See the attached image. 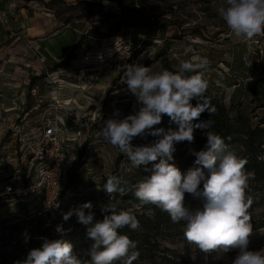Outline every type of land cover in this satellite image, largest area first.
I'll return each mask as SVG.
<instances>
[{
  "label": "rangeland",
  "instance_id": "obj_1",
  "mask_svg": "<svg viewBox=\"0 0 264 264\" xmlns=\"http://www.w3.org/2000/svg\"><path fill=\"white\" fill-rule=\"evenodd\" d=\"M57 1L50 7L33 2L31 7L37 13L51 14L59 25L68 17L72 18L77 23L73 24L79 36L90 31L110 33L102 38L91 34L81 45V51L74 50L75 53L59 69L54 66L61 60L38 62L39 67L31 69V62L38 61L40 57L36 54L35 45L28 39L29 43L24 44L17 63L19 78L30 82L28 94L32 88L40 94L47 93L49 90L45 91L44 86L48 74L62 85V100L78 95L75 97L73 117L84 121L85 126L68 154L65 174L82 154L79 173L85 180L81 189L83 192L98 190V179L115 171L116 158L121 153L98 137L97 132L116 110L120 112V119L139 110L136 97L124 83V70L129 64H143L150 67L153 73H159L175 71L185 61L195 63L199 58L206 57L210 63L207 69L200 71L208 82L209 91L218 95L233 115L248 117L252 123L264 117V35L245 40L232 34L218 13L225 0ZM119 5L148 18L156 27L138 22L128 27L121 26L113 32L119 21L115 18L120 13ZM26 45L30 50L25 49ZM25 101L28 108L35 106L30 95ZM11 113L0 112V131L3 133L14 121ZM156 127L176 130L175 123L171 124L167 115L162 116L161 124ZM5 141L6 138H3L2 144ZM130 168L131 162L125 157L117 173H127ZM30 207L31 204L21 201L12 203L0 199V222L4 221V215H9V210H14L13 214L17 216L6 221L22 219V216H27L26 209ZM249 215L264 222V210ZM162 245L173 251L171 255L175 256L178 264H232L239 252L238 248H233L227 252L220 249L205 253L194 244H189L184 235L166 238L162 240ZM248 247L254 251L264 249V227L251 232Z\"/></svg>",
  "mask_w": 264,
  "mask_h": 264
},
{
  "label": "clouds",
  "instance_id": "obj_2",
  "mask_svg": "<svg viewBox=\"0 0 264 264\" xmlns=\"http://www.w3.org/2000/svg\"><path fill=\"white\" fill-rule=\"evenodd\" d=\"M218 13L237 38L252 40L264 35V0H225ZM209 63L206 57L199 58L195 63L183 62L175 71L159 73L143 64L126 67L124 83L136 97L139 110L123 119L116 110L97 136L118 148L134 168H142L148 175L136 185L109 175L103 189L108 194L121 195L134 191L141 204L159 207L174 223L185 222V239L205 253L238 248L232 264H264V249L254 251L248 247L252 232L248 210L253 201L247 190L254 173L246 171L247 160L228 151L224 139L211 130L214 124L211 119H199L206 111L210 116L216 111L205 95L208 82L200 71L207 69ZM193 99L198 100L195 106L191 103ZM164 115L170 118V123L178 125L177 130L154 128L161 124ZM195 130L206 137V144L199 151L191 150L196 157L195 166L182 174L170 163L175 144L194 142ZM145 134L159 139L152 144L133 146V138ZM186 193L201 206L186 205ZM92 208V203L87 202L63 216L67 221L75 215L78 223L87 226V235L93 241L87 251L89 264H133L138 260L137 243L119 232L126 226L138 229L137 217L130 211L117 213L109 204L102 211L110 214L96 220ZM62 231L57 228V232ZM23 264H82V261L74 255L70 242L44 238L41 247L30 250Z\"/></svg>",
  "mask_w": 264,
  "mask_h": 264
},
{
  "label": "trees",
  "instance_id": "obj_3",
  "mask_svg": "<svg viewBox=\"0 0 264 264\" xmlns=\"http://www.w3.org/2000/svg\"><path fill=\"white\" fill-rule=\"evenodd\" d=\"M56 2L58 1L53 0L47 3L46 6L50 7ZM119 7L120 13L115 16L119 21L112 29L113 32H116L121 26L128 27L138 22L144 26L156 27L155 23H151L148 18H143L136 11L128 10L124 5H119ZM71 20L72 18L68 17L63 24L66 25ZM91 34L102 38L107 37L110 33L90 31L80 35L71 47L70 54L54 67L59 68L66 64L74 50L79 49L91 37ZM192 74L195 73H185V75ZM205 95L211 99V104L216 111L212 116L206 111L201 114L199 119H211L214 122L211 130L224 139L228 151L235 153L239 158L246 159L245 170L254 173V178L249 181L247 190V194L251 196L253 201L248 214L264 210V117H261L256 123H252L248 117L233 115L230 107L226 106L222 99L210 92L209 89H207ZM197 102V99L191 101L193 106ZM197 122L199 121H193V123ZM175 129H178L176 124ZM156 140L154 136L145 134L134 137L131 143L133 146L135 144L148 145ZM205 144L206 137L203 136L200 130H195L194 142L183 141L175 144L174 159L170 163H174L182 174H186L190 168L195 166L196 157L191 154V150L199 151L204 148ZM188 145L191 147L188 148ZM82 146L83 148L86 146V141ZM81 152H83V149ZM81 155L77 157V160L62 177L59 205L54 211H41L39 207L32 206L28 210L26 209L27 216H22V219L19 220L6 221V219L17 216V214H13L14 210H9V215H4V221L0 222V264H23L30 250L41 247L44 238L64 239L70 242L73 245L74 255L82 261V264H89L90 258L87 251L93 241L87 235V226L78 223L75 215L67 221L63 219L64 214L70 209L87 202L92 203L93 208L91 210L95 213L96 220H102L104 215L110 214L102 211L109 204L115 208L117 213L130 211L137 217L140 224L138 229L132 230L126 226L119 230L121 234L128 235L131 240L137 243L136 250L139 251L140 255L138 260L133 261V264H155L156 262H160V264H178L175 261V256L171 255L173 251L162 245V240L184 235L185 222L174 223L168 213L162 211L159 207L152 204H141L134 196V191L121 195L119 193L108 194L103 189L109 175L122 177L129 185H136L148 173H145L142 168L137 169L131 165L127 173L118 174L119 164L123 158L127 157L120 153L116 158L115 171L109 175H101L98 179L96 184L98 190L92 191L89 189L83 192L81 189L85 180L79 173ZM185 204L192 208L201 206L199 201L193 200L187 193L185 194ZM88 211V209H85V212ZM258 219L254 215L251 217L252 231L264 227V222L258 221ZM58 227H61L63 231L57 232Z\"/></svg>",
  "mask_w": 264,
  "mask_h": 264
},
{
  "label": "built area",
  "instance_id": "obj_4",
  "mask_svg": "<svg viewBox=\"0 0 264 264\" xmlns=\"http://www.w3.org/2000/svg\"><path fill=\"white\" fill-rule=\"evenodd\" d=\"M25 49L30 50L28 45ZM39 61L45 63L42 58ZM46 76L44 89L49 91L44 95L32 88L28 94L35 106L28 108L27 95L2 111L14 112L16 118L4 131L6 141L0 145V199L52 212L59 205L68 154L85 122L73 117L78 95L62 100V85Z\"/></svg>",
  "mask_w": 264,
  "mask_h": 264
},
{
  "label": "crops",
  "instance_id": "obj_5",
  "mask_svg": "<svg viewBox=\"0 0 264 264\" xmlns=\"http://www.w3.org/2000/svg\"><path fill=\"white\" fill-rule=\"evenodd\" d=\"M51 1L53 0H0V112L9 108L12 101H22L28 95L27 86H30V82L19 78L17 64L20 51L24 44L29 43L28 39L35 45L38 57L45 61H60L70 54L71 47L79 38L74 20L66 25H59L51 14L37 13L31 7L33 2L45 7ZM29 9L32 11L29 12ZM76 50L81 51L80 48ZM34 61L31 62L33 70L40 64L39 60ZM22 73L25 74V71ZM14 116L13 114L15 119ZM3 138L4 133L0 131V145Z\"/></svg>",
  "mask_w": 264,
  "mask_h": 264
}]
</instances>
